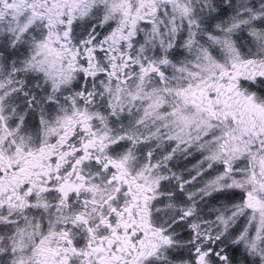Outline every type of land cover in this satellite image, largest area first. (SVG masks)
<instances>
[{"label": "snow or ice", "instance_id": "6c2138e0", "mask_svg": "<svg viewBox=\"0 0 264 264\" xmlns=\"http://www.w3.org/2000/svg\"><path fill=\"white\" fill-rule=\"evenodd\" d=\"M0 264H264V0H0Z\"/></svg>", "mask_w": 264, "mask_h": 264}]
</instances>
